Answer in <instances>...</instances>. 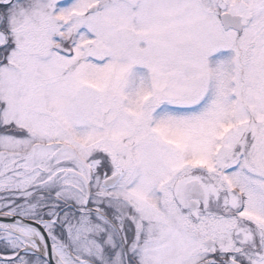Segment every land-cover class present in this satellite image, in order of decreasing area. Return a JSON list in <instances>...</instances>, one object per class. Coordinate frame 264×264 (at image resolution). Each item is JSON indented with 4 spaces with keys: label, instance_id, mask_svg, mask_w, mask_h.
I'll return each instance as SVG.
<instances>
[{
    "label": "rangeland",
    "instance_id": "1",
    "mask_svg": "<svg viewBox=\"0 0 264 264\" xmlns=\"http://www.w3.org/2000/svg\"><path fill=\"white\" fill-rule=\"evenodd\" d=\"M0 212L76 262L264 264V0L0 10ZM23 247L0 229V264H48Z\"/></svg>",
    "mask_w": 264,
    "mask_h": 264
},
{
    "label": "water",
    "instance_id": "2",
    "mask_svg": "<svg viewBox=\"0 0 264 264\" xmlns=\"http://www.w3.org/2000/svg\"><path fill=\"white\" fill-rule=\"evenodd\" d=\"M12 1L13 0L0 1V6H7L11 4ZM220 19H221V23L225 30L233 29L239 32L243 30V24H242L240 16H233L230 13H224L221 15ZM116 179L117 177H112L109 179V181L111 183H114L116 182ZM194 191L197 192V194L195 193L192 198H195L198 200L204 199L203 188L199 185L198 182H194ZM197 206H198V203L196 201H192L191 205L189 206V209L195 210ZM0 222L7 223V224L26 225V226L35 228L40 233L43 244H44L43 252L35 250L31 245L24 244V247L20 249L16 254H14V256L3 258L4 260H14L17 257H19L21 254L33 253L37 255L39 258L46 261L48 264H58L55 260V256L53 252V243H52L51 237L43 222L33 220V219H26L19 215H15V214L8 213V212H0ZM212 244H213V241L211 240L207 241L208 247H211Z\"/></svg>",
    "mask_w": 264,
    "mask_h": 264
},
{
    "label": "bare ground",
    "instance_id": "3",
    "mask_svg": "<svg viewBox=\"0 0 264 264\" xmlns=\"http://www.w3.org/2000/svg\"><path fill=\"white\" fill-rule=\"evenodd\" d=\"M0 229L7 231L10 236L19 238L25 245H31L35 250L43 252L44 244L40 233L35 228L18 225V224H7L0 222ZM53 252L55 260L58 264H90L87 261H74L64 250L63 247L53 245Z\"/></svg>",
    "mask_w": 264,
    "mask_h": 264
},
{
    "label": "flooded vegetation",
    "instance_id": "4",
    "mask_svg": "<svg viewBox=\"0 0 264 264\" xmlns=\"http://www.w3.org/2000/svg\"><path fill=\"white\" fill-rule=\"evenodd\" d=\"M194 182L188 184L186 186L185 191H184V203L186 204L187 209H189V206L191 205L192 201H196L197 203L200 201L198 199L192 198L195 193L197 194V192L194 191ZM88 204H89V200L86 202V205H88ZM104 210L107 211V214H105V215H103L102 213H100V214L110 223L109 225H111V227L113 228V225H112L111 221L112 220L113 221L117 220L116 216L109 209H105L104 208ZM127 244H128V246H127ZM129 246H130V243H128V241H127V243L124 244V248L125 249H129Z\"/></svg>",
    "mask_w": 264,
    "mask_h": 264
},
{
    "label": "trees",
    "instance_id": "5",
    "mask_svg": "<svg viewBox=\"0 0 264 264\" xmlns=\"http://www.w3.org/2000/svg\"><path fill=\"white\" fill-rule=\"evenodd\" d=\"M8 6H0V10H6ZM2 250V249H1ZM34 256V255H33Z\"/></svg>",
    "mask_w": 264,
    "mask_h": 264
}]
</instances>
